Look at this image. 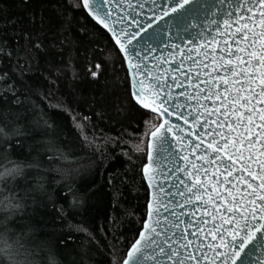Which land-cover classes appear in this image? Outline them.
Listing matches in <instances>:
<instances>
[{
  "label": "trees",
  "instance_id": "16d2710c",
  "mask_svg": "<svg viewBox=\"0 0 264 264\" xmlns=\"http://www.w3.org/2000/svg\"><path fill=\"white\" fill-rule=\"evenodd\" d=\"M79 4L0 0V264H119L146 220L160 118L131 107L125 63ZM93 182L102 207L87 212Z\"/></svg>",
  "mask_w": 264,
  "mask_h": 264
},
{
  "label": "snow or ice",
  "instance_id": "6c2138e0",
  "mask_svg": "<svg viewBox=\"0 0 264 264\" xmlns=\"http://www.w3.org/2000/svg\"><path fill=\"white\" fill-rule=\"evenodd\" d=\"M105 3L107 10L94 6L93 0H80L78 7L81 11L86 9L97 24L111 33L114 41L112 47L115 49L118 46L117 57L122 65L127 62L133 77L131 107L144 117L151 112L163 118L161 123L148 130L151 138L147 145L150 164L144 168V174L149 187L153 188L154 181L156 186L151 202L147 204L146 221L142 222L138 238H133L128 245L130 250L126 252V258L122 256L119 264H252L249 257L256 249L261 253L258 264H264V0H243L228 13L229 18L223 24L229 32L233 24L232 14L236 13V31L233 34L236 51L224 50L227 59L224 56L219 60L212 58L213 71L218 66L224 70L223 75L219 71L214 79H200L197 75L199 84L193 82L189 85L197 89L195 94H189L186 89L183 91L186 101H196L195 106L186 113L180 111L184 105L176 102L166 84L159 83L162 77L154 78L155 87L136 78L143 68L148 67L145 61L155 59L160 63V58H150L146 50L155 52L161 44L165 48L175 49L177 45L172 43L173 40L182 38L185 33L191 35L193 29H200L196 23L197 0H168L167 7H156L155 0H152L150 14H145L143 18L140 16L145 7L142 3L134 5L132 0H105ZM113 13H116L115 17ZM198 35H203L202 29ZM200 66L207 67L206 64ZM89 75L95 77L97 73L92 71ZM172 79L175 81L176 77ZM217 82L223 85V92L213 91L214 88L218 89ZM200 84L204 87H200ZM175 87L180 88L181 85L175 84ZM202 93L203 100L211 101V108L201 102ZM142 109H149L150 112ZM194 111L196 115H193ZM173 116L176 121L183 119L188 125L187 129L172 122L169 118ZM197 127L199 131H195ZM169 134L176 141L175 145L168 140ZM194 135L199 143L194 142ZM23 147L21 143L20 148ZM154 147L158 149V156L167 152L169 147H176L181 152L188 150V154L180 156L186 162L185 168L177 169L192 178L190 184L180 180L184 185L180 192L184 197L181 207L202 201L215 209L211 216L214 222L205 233L206 236L211 235L207 244L201 240L193 246L192 241L188 240L178 248L174 246L175 234L169 237L161 231L160 209L163 205L167 210V205L158 194L157 189L159 192L165 189L156 177L167 175L163 170L167 156L157 163L151 151ZM197 150L199 153L195 158L203 161L200 168L189 161V155ZM189 167L194 171H190ZM201 172L205 176L210 173L213 178L210 183L205 184L201 180ZM222 188L225 190L221 191ZM101 196L102 189L94 190V182L90 183L83 189V195L77 197L76 206L87 212L96 211L102 207ZM203 215L208 216V212L205 211ZM207 224L208 220L202 219L189 235L199 240L200 233L204 232L202 225ZM172 226L178 227L175 224ZM76 228L92 235L87 219ZM64 243L67 245L68 240L65 239ZM189 248L192 250L189 251ZM197 252L199 255H196Z\"/></svg>",
  "mask_w": 264,
  "mask_h": 264
},
{
  "label": "water",
  "instance_id": "95a60500",
  "mask_svg": "<svg viewBox=\"0 0 264 264\" xmlns=\"http://www.w3.org/2000/svg\"><path fill=\"white\" fill-rule=\"evenodd\" d=\"M121 2H123V0H121ZM132 2L134 5L139 3L145 5L143 11L140 12L141 18H143L145 14H150L149 6L152 4V0H132ZM93 3L94 6L103 10L108 9V5L105 3V0H93ZM238 3H243V0H197L196 7L198 8V12L196 15V23L200 26V29H193L191 30V35L185 33L183 34L182 38H176L173 40L172 43L177 45V48L175 49L165 48L164 45L161 44L159 49L155 52H147L146 50V54L150 58L153 56L160 58V63H157L155 59L145 61L148 67L143 68L142 72L138 74L136 79H143L146 85L153 84L155 87L156 82L154 78L158 76L162 77L159 83L166 84L167 88L171 90L172 95L176 98V102L184 105L180 111L185 113L188 112L190 107L195 106L196 101L194 99L186 101L184 95L182 94L183 91L186 89L189 94H195L197 89L195 87H190L189 85L193 84V82L199 84L197 75H199L200 79H208L209 77L214 79L216 77L217 71H219L220 75H223L224 70L220 69L218 66L217 70L213 71V66L211 64L212 58L216 57V59L219 60L221 56H224V58L227 59V55L224 50L230 49L232 52L236 51L237 45L234 43L235 37L233 35L236 31V25L234 21L236 13L233 12L232 14L233 24L230 32L228 29H225L223 21L229 18L228 13L232 11V9L235 8ZM155 6L167 7L168 0H155ZM85 11L88 14L86 9ZM136 11L139 12L140 10L136 9ZM115 15L116 13H113L114 17ZM90 18L92 19L91 16ZM92 20L97 24L94 19ZM212 21H215L216 23H212ZM160 23L163 25V21ZM97 25L101 27L111 38V33H108L107 29H104V27L100 24ZM117 27H119V25H117ZM201 29L203 30L202 36L198 35V32ZM193 37H195V39H193ZM201 45H203V47H200ZM116 48L118 50V46H116ZM193 60L196 61L195 64L192 63ZM124 63L130 80L131 91H133L132 72L128 69L127 62L125 61ZM201 64H206L207 67H201ZM172 77H176L175 81H173ZM175 84H180L181 87L177 88L175 87ZM217 84L218 89L214 88L213 91L219 90L223 92V85L219 82H217ZM200 87H204V85L200 84ZM201 102L203 104L209 105L210 108L212 107L210 100H203V93L201 94ZM217 104H219V101H217ZM143 110L150 112L149 109ZM152 114L158 116L156 113ZM193 115H196L195 111L193 112ZM169 119L172 122L177 123L180 127L185 129L188 127V125L184 123L183 119L176 121L175 116L170 117ZM162 120L163 118H160V123ZM203 120L204 118L202 117L201 122H203ZM211 127H215V125H212ZM195 131H199V128L197 127ZM168 140L170 141L171 145L176 144V141L172 139V134L168 135ZM193 140L194 142L199 143V141L195 139V135L193 136ZM150 142L151 138L149 136L148 143ZM151 151L153 158L157 161V163L167 156V159L164 160L163 164V170L167 173V175L163 178L160 176L156 177V179L160 181V184L165 189L163 192H159L157 189L158 194L163 203L167 205V210L164 209L163 205L160 209L161 231L169 237H172L173 234H175L173 238L175 241L174 246L178 248L181 244L187 242L188 240L192 241L193 246L200 243L201 240L207 244L208 241L211 240V235L206 236L205 233L208 232V229L211 228L214 222L211 216L215 209H213L210 204H206L202 201H194V204H186L181 207V204L184 202V197L181 196L180 192L184 189V185L180 183V180H186L190 184L192 178L186 177L184 171H177V169L185 168L186 162L182 160L180 156L182 154H188V150L181 152L180 149L176 147H169L167 152L161 153L159 156L157 155L158 149L156 147H154ZM148 152L149 149L147 148V162L142 169V174L149 189V203L151 202L153 188H155L156 182L154 181L153 188H150L147 177L144 174V168L150 164V161L148 160ZM168 153H171V155ZM198 153L199 150L189 155V161L191 164H195L197 168H200L203 165V161L197 160L195 158L196 154ZM189 170L194 171L190 167ZM200 175L201 180L205 184L210 183L213 179L210 173L209 175L205 176L201 172ZM224 190L225 189L223 188L221 189V191ZM185 195L190 196L191 193H185ZM205 200H207L206 196ZM217 203L219 202L217 201ZM205 211L208 212V216L203 215ZM221 213H223V209H221ZM218 218L219 214L217 215V222ZM202 219H207L208 224L202 225L204 232L200 233V239L198 240L195 236H191L189 234L196 230L197 225ZM173 224L178 225V227H173ZM189 225H191V227H189ZM161 239H163V237H161ZM249 247L251 248V246ZM191 250L192 249L189 248V251ZM247 251L248 249H246V252ZM196 255H199V253L197 252ZM209 256H211V253H209ZM260 258L261 253L259 249H256L252 256L249 257V259L252 261V264H258V260Z\"/></svg>",
  "mask_w": 264,
  "mask_h": 264
}]
</instances>
